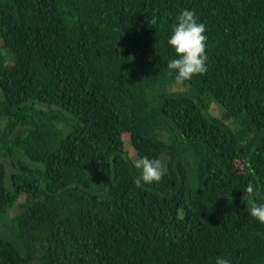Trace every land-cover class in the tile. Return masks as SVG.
Masks as SVG:
<instances>
[{"label":"trees","instance_id":"1","mask_svg":"<svg viewBox=\"0 0 264 264\" xmlns=\"http://www.w3.org/2000/svg\"><path fill=\"white\" fill-rule=\"evenodd\" d=\"M183 9L207 70L172 92ZM0 41V264H264V0H0Z\"/></svg>","mask_w":264,"mask_h":264},{"label":"clouds","instance_id":"2","mask_svg":"<svg viewBox=\"0 0 264 264\" xmlns=\"http://www.w3.org/2000/svg\"><path fill=\"white\" fill-rule=\"evenodd\" d=\"M205 31V25L197 21L192 10L183 9L175 17L167 37V45L175 55L168 60L166 67L176 85H182L194 75L203 74L207 70ZM134 167L139 169L138 176L132 181L137 188L159 183L162 179L164 164L159 159L142 156L135 162ZM246 191L253 194V185L248 184ZM248 214L258 222L264 223V203H251ZM215 264L231 262L224 257H217Z\"/></svg>","mask_w":264,"mask_h":264},{"label":"rangeland","instance_id":"3","mask_svg":"<svg viewBox=\"0 0 264 264\" xmlns=\"http://www.w3.org/2000/svg\"><path fill=\"white\" fill-rule=\"evenodd\" d=\"M0 49H1V41H0ZM169 89L172 92L173 91H175V92H186L188 88H186V86H184V85H176L175 84V85L169 87ZM36 106L46 108L45 105H42L39 103H37ZM207 106H208V113L210 115L218 117V118L222 117L223 110L219 105H217L214 102H211V103L209 102L207 104ZM69 117H71V116H69ZM72 120H74V119L72 118ZM0 124L2 126L3 121H0ZM63 132L66 133L67 131L64 130ZM163 137L165 138V135H163ZM167 139H168V136H166L164 141H167ZM124 147H125V151L127 153V157L130 159V161L133 164H135V162L139 159L137 153L135 152V150L133 149V147L131 146V144L129 142H126ZM0 158H1V161L5 165L7 180H9L10 175L13 173V170L9 164V160L7 157H0ZM138 172H139V169H138ZM7 185H8V182H7ZM23 199H24V196L21 195L19 197L18 202H22ZM17 208H18V203H16L8 213L0 215V239L9 241V242L14 243V244L17 243V239H16L17 227H16V220L14 219L15 216L18 214Z\"/></svg>","mask_w":264,"mask_h":264}]
</instances>
